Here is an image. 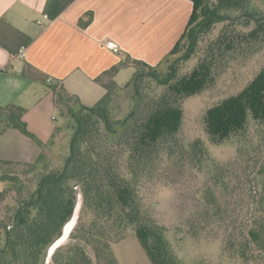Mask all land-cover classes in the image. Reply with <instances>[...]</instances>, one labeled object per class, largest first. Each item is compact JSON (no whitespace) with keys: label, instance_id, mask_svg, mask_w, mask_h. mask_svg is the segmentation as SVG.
<instances>
[{"label":"trees","instance_id":"16d2710c","mask_svg":"<svg viewBox=\"0 0 264 264\" xmlns=\"http://www.w3.org/2000/svg\"><path fill=\"white\" fill-rule=\"evenodd\" d=\"M191 1L188 22L171 50L155 65L126 59L102 72L95 81L105 93L94 105L81 104L62 83L49 84L57 112L68 118L70 129L67 152L58 162L52 161L46 148L59 127L49 142L42 143L23 122V107L0 105V133L17 129L41 147L32 162L0 159V181L8 184L0 190V203L12 195V202L0 212V264H44L48 246L72 214L77 183L84 202L71 237L89 245L94 258L84 245L70 242L57 249L55 264H120L112 246L128 231L152 264H264V182L239 233L232 219L235 207L221 201L213 188L224 184L221 167L212 176V187L207 185L197 201H191L183 238L189 236L195 247L212 244L215 262L196 257L185 263L173 247L170 229L142 201V188L162 161L173 160L182 167L187 152L192 168L202 164L196 146L188 151L178 147L180 100L204 90L231 59L246 58L264 47V0ZM79 23L85 26L88 20ZM194 57V66L182 72L181 67ZM129 65L135 70L134 92L140 97L136 110L122 108L124 89L114 79L120 68ZM250 122L264 124V66L203 115L213 144L239 137ZM119 124L124 126L110 140V131ZM259 140L258 145L264 146V135ZM260 169L263 172L264 165ZM183 224L175 225L173 235L182 231Z\"/></svg>","mask_w":264,"mask_h":264},{"label":"crops","instance_id":"0c3cea01","mask_svg":"<svg viewBox=\"0 0 264 264\" xmlns=\"http://www.w3.org/2000/svg\"><path fill=\"white\" fill-rule=\"evenodd\" d=\"M191 11V0H0V105L23 107L28 131L47 143L57 127L50 83H62L81 104L94 105L105 93L97 76L126 59L157 64ZM80 19L88 23L82 26ZM108 40L119 50L109 49ZM131 69L134 74L130 65L116 73L120 86L129 81L119 77ZM40 151L17 129L0 133V159L32 162ZM7 185L0 181V190Z\"/></svg>","mask_w":264,"mask_h":264},{"label":"rangeland","instance_id":"374dc122","mask_svg":"<svg viewBox=\"0 0 264 264\" xmlns=\"http://www.w3.org/2000/svg\"><path fill=\"white\" fill-rule=\"evenodd\" d=\"M218 29L219 27L214 29L208 39L214 36ZM196 60L197 58L194 57L192 61L184 64L181 71H188L194 66ZM262 66H264V47L246 58L231 59L229 66L218 69L212 82L204 90L180 100L183 117L177 133L178 147L188 151L196 146L198 152H202V164L200 168H192L191 163H188L187 152H184V166H176L173 160L162 161L148 176V181L142 188L143 203L158 222L170 229L169 236L173 247L185 263H190L196 257H206L212 262L218 260L212 244L205 243L201 247H195L192 244L194 241L190 240L189 236L183 238V232L187 229L183 223L190 213V204L193 203L191 201H197L202 189L213 184L212 176L217 173V169L222 168L226 187L218 183L219 185L213 188L221 201L228 200L232 204L231 207H235L232 218L235 220V233L245 229L253 201L256 199L255 194L260 191L264 182V171H260L264 165V146L258 145L259 138L264 135V124L250 122L239 137L213 144L205 132L203 123L204 112L209 106L239 90ZM124 73L118 80L119 82L129 81L123 86L122 93L125 100L122 108L136 110L140 97L134 92L135 84L133 88L131 86L135 75L132 69L127 74ZM77 107L75 105V108ZM55 124L60 130L54 137L53 143L46 148V152L52 161L58 162L67 152L70 129L68 118L61 116L58 112ZM111 133L113 131L109 133L110 140L116 135ZM8 202H12L11 194L0 203V212ZM178 223L183 224L182 231L173 235L172 232H175L173 229ZM82 243L86 251L94 258L91 247ZM112 248L120 264H152L140 241L129 231L126 238L114 244ZM218 264L228 263L224 261Z\"/></svg>","mask_w":264,"mask_h":264},{"label":"water","instance_id":"95a60500","mask_svg":"<svg viewBox=\"0 0 264 264\" xmlns=\"http://www.w3.org/2000/svg\"><path fill=\"white\" fill-rule=\"evenodd\" d=\"M135 79L136 76L131 81L132 88L134 87ZM76 106H79V104H77ZM123 126L124 124L117 125L115 131L111 134L114 135L117 134ZM75 189H76V202L74 204L72 214L70 218L63 224L61 229V234L56 239H54V241L48 246L44 264H55L53 256L57 251V249L63 245H66L70 242H79L82 245H84L82 242L71 237V233L79 220L81 209L84 202V195L78 183L75 185Z\"/></svg>","mask_w":264,"mask_h":264},{"label":"built area","instance_id":"2783aa9c","mask_svg":"<svg viewBox=\"0 0 264 264\" xmlns=\"http://www.w3.org/2000/svg\"><path fill=\"white\" fill-rule=\"evenodd\" d=\"M106 46L109 49L113 50V51H118L119 50V45L116 42L112 41V40L106 41ZM21 56H24L23 48H22Z\"/></svg>","mask_w":264,"mask_h":264}]
</instances>
